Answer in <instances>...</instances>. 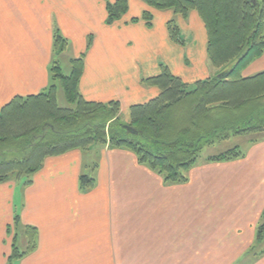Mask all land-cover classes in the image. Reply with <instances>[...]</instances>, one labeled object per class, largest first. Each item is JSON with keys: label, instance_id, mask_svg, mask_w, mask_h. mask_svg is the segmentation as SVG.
Here are the masks:
<instances>
[{"label": "crops", "instance_id": "crops-1", "mask_svg": "<svg viewBox=\"0 0 264 264\" xmlns=\"http://www.w3.org/2000/svg\"><path fill=\"white\" fill-rule=\"evenodd\" d=\"M130 3L136 11L130 7L108 23L106 0H0V112L15 96L56 83V60L64 73L70 72L55 53V36L61 32L74 40L77 56L84 53L87 34L93 35L84 53L80 91L88 100H119L121 116L130 117L132 105L160 93L143 78L158 74L163 61L189 83L217 73L198 11L176 16L140 0ZM148 8L151 24L142 19ZM172 15L187 31L188 43L171 38ZM197 50L204 56L198 67ZM262 70L264 54L244 75ZM253 139L243 156L198 160L186 181L173 183L128 148L92 145L48 157L29 178L0 182V264H7L12 252L11 224H22L24 232L34 226L38 235L35 248L10 264H160L166 253L164 263H171L177 247H219L216 262L230 264L253 245L264 211V138ZM92 150L99 161L90 159ZM82 175L93 176L94 185L84 188Z\"/></svg>", "mask_w": 264, "mask_h": 264}, {"label": "trees", "instance_id": "trees-1", "mask_svg": "<svg viewBox=\"0 0 264 264\" xmlns=\"http://www.w3.org/2000/svg\"><path fill=\"white\" fill-rule=\"evenodd\" d=\"M144 1L150 8L172 9L176 15L198 11L207 29L208 57L217 73L187 83L162 63L158 74L143 78L144 84L158 86L160 93L132 105L128 125L133 130H128L121 124L119 100H88L81 93L84 53L71 59L68 74L56 60L52 67L56 83L36 94L15 96L0 112V182L14 176L29 178L48 157L95 143L128 148L166 182H184L205 145L250 132L257 133L253 141L264 138V70L249 76L242 72L264 54V0ZM128 8L129 0H106L107 22L118 20ZM150 8L142 14L148 24L154 17ZM168 29L174 41L184 43L175 19L169 20ZM54 47L59 55L67 49L68 39L57 33ZM59 87L72 106H60ZM243 155L234 147L208 159ZM81 182L90 188L95 181L82 175ZM24 233L26 249L18 246L14 235L9 262L35 248L37 228L27 226ZM263 236L264 224L259 229V237Z\"/></svg>", "mask_w": 264, "mask_h": 264}, {"label": "rangeland", "instance_id": "rangeland-1", "mask_svg": "<svg viewBox=\"0 0 264 264\" xmlns=\"http://www.w3.org/2000/svg\"><path fill=\"white\" fill-rule=\"evenodd\" d=\"M140 1L145 3L144 0H140ZM130 7L132 8V11H136V8L138 6L130 3V0H129V8H128L129 11H130ZM163 11L174 12L172 9H166ZM126 13H124L122 16L124 17L126 15ZM107 16H108V14H107ZM172 18L175 19L177 24L180 26L178 18H174L173 15H172L171 19ZM61 34H62V32H61ZM181 35H182V38L184 40V43H188L190 39L188 37L187 31L183 30V28L181 30ZM67 39H68L67 49L58 55V57L62 56V57H60L59 60H61L63 68L65 69V72H67L69 70L68 69L69 66H71V59L77 56L74 54V49L72 48V43H74V40L72 38H67ZM93 41H94L93 35L87 34L86 42H85L86 48L83 49V52L86 53V55H87V52L89 51V48L92 46ZM184 43H180V44H184ZM167 51H169V50H167ZM163 52L165 53L164 50H163ZM194 55H195L194 60H196V67H198L200 65L201 61H204L203 60L204 56L198 50L194 53ZM159 57H162V56L160 55ZM163 63H165V62L163 61ZM190 65L192 67H194V62L192 61L190 63ZM244 70L242 71L243 75H244ZM193 75H198V73L193 72ZM183 79L187 83L189 82L185 78H183ZM58 101H59L60 106H63V107H69V106L73 105V104L68 102V100L66 99V96L64 94V91L61 87H59V90H58ZM129 122H130L129 115L127 116L124 113L121 116V124L125 126V125H128ZM256 134L257 133H253V132L234 134V135H231L228 139H224L221 142H218L214 145H205L200 151L199 160L201 161L211 154H219V153H222L226 150L232 149L234 147H239L243 151V153L246 154L249 151L251 139L255 138L257 136ZM96 145L104 146L106 144H102V143L93 144V146H96ZM88 154H90V159H95V160L99 161V159H100L99 155L96 152L94 154L93 150L89 151ZM97 170L99 171V168H97ZM13 178H18V177L14 176ZM23 178L27 179L28 175H24ZM91 178H93V176H91ZM262 213L263 214H262L260 221L257 225L256 240L254 241L253 245L250 246L249 248H246L242 252L240 257H238L234 262H231L230 264H257V263H260V261L264 259V236L261 238L259 237V229H260L261 225L264 224V211ZM10 226L12 229L9 232V236L13 237L14 235H18V246L22 250H25L27 247V242H26L27 239H26L25 233L23 231V225L21 224V226H18L16 228H15L14 224H11ZM176 251H178V252H177V255L175 257V262L171 261V263H164L166 260L169 259V254L166 253L165 255L161 256L162 262L160 264H212V263L213 264H220V262H216V260L218 258V254L221 251V248H219V247H209V248L208 247H198V248H196V247H193V248L177 247ZM186 256H188L190 259V261L188 263L186 260H184V258ZM171 259H173V256H171ZM130 264H135V263H130Z\"/></svg>", "mask_w": 264, "mask_h": 264}, {"label": "water", "instance_id": "water-1", "mask_svg": "<svg viewBox=\"0 0 264 264\" xmlns=\"http://www.w3.org/2000/svg\"><path fill=\"white\" fill-rule=\"evenodd\" d=\"M125 127H126L128 130H133V128H132L130 125H125Z\"/></svg>", "mask_w": 264, "mask_h": 264}]
</instances>
